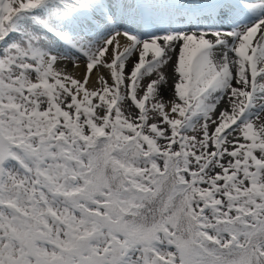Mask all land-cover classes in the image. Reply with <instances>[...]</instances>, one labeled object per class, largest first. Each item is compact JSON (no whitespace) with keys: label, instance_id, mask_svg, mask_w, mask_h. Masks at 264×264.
<instances>
[{"label":"snow or ice","instance_id":"obj_1","mask_svg":"<svg viewBox=\"0 0 264 264\" xmlns=\"http://www.w3.org/2000/svg\"><path fill=\"white\" fill-rule=\"evenodd\" d=\"M0 264H264V0H0Z\"/></svg>","mask_w":264,"mask_h":264}]
</instances>
